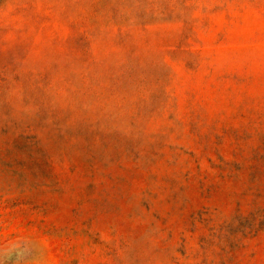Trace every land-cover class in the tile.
<instances>
[{
	"label": "rangeland",
	"instance_id": "374dc122",
	"mask_svg": "<svg viewBox=\"0 0 264 264\" xmlns=\"http://www.w3.org/2000/svg\"><path fill=\"white\" fill-rule=\"evenodd\" d=\"M0 264H264V0H0Z\"/></svg>",
	"mask_w": 264,
	"mask_h": 264
}]
</instances>
